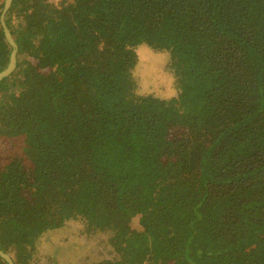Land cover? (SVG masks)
I'll use <instances>...</instances> for the list:
<instances>
[{
	"label": "trees",
	"instance_id": "1",
	"mask_svg": "<svg viewBox=\"0 0 264 264\" xmlns=\"http://www.w3.org/2000/svg\"><path fill=\"white\" fill-rule=\"evenodd\" d=\"M60 5L6 14L0 247L30 264L80 221L111 232L95 264H264V0ZM142 46L170 88L140 85Z\"/></svg>",
	"mask_w": 264,
	"mask_h": 264
},
{
	"label": "rangeland",
	"instance_id": "2",
	"mask_svg": "<svg viewBox=\"0 0 264 264\" xmlns=\"http://www.w3.org/2000/svg\"><path fill=\"white\" fill-rule=\"evenodd\" d=\"M50 1L61 6L64 0ZM140 54L141 64L137 67V74L141 78L140 85L154 83L158 88H170V83L176 79L177 74L173 67H169L164 52L142 46ZM139 90L146 89L141 87ZM132 225L134 228L141 227L139 222H134ZM89 227L92 226L80 221H72L69 227L53 233L49 241L34 250V260L30 264H95L100 262L113 250L107 242L111 232H101ZM54 253L57 256H54ZM142 254L143 252L140 251L139 255ZM0 264L6 263L0 259Z\"/></svg>",
	"mask_w": 264,
	"mask_h": 264
},
{
	"label": "water",
	"instance_id": "3",
	"mask_svg": "<svg viewBox=\"0 0 264 264\" xmlns=\"http://www.w3.org/2000/svg\"><path fill=\"white\" fill-rule=\"evenodd\" d=\"M12 2H13V0H7L6 1V5H5L4 11H3L2 16H1V22H2V25L4 27L6 37L9 41V43L14 47V49H13V52L11 54L10 62L8 64V66L4 70H0V81L4 80L9 75H11L17 66L18 44L15 41L13 34H12V32H11L10 28L8 27L7 22H6V14H7L8 10L10 9ZM0 259H2L6 264H16L13 257L6 250H4L2 247H0Z\"/></svg>",
	"mask_w": 264,
	"mask_h": 264
},
{
	"label": "bare ground",
	"instance_id": "4",
	"mask_svg": "<svg viewBox=\"0 0 264 264\" xmlns=\"http://www.w3.org/2000/svg\"><path fill=\"white\" fill-rule=\"evenodd\" d=\"M4 262V261H3Z\"/></svg>",
	"mask_w": 264,
	"mask_h": 264
}]
</instances>
